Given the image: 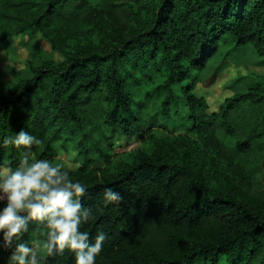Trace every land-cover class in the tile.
Masks as SVG:
<instances>
[{"label": "trees", "instance_id": "trees-1", "mask_svg": "<svg viewBox=\"0 0 264 264\" xmlns=\"http://www.w3.org/2000/svg\"><path fill=\"white\" fill-rule=\"evenodd\" d=\"M34 29L63 60L30 61L0 91V138L28 131L35 158L54 162L79 151L69 176L95 215L82 230L107 233L96 264H264V196L250 193L264 181V76L212 113L196 91L220 46L264 57V0H0V42ZM119 135L141 141L132 162L89 168ZM18 159L0 146V166ZM106 187L118 206L103 204ZM10 252L0 244V264Z\"/></svg>", "mask_w": 264, "mask_h": 264}, {"label": "clouds", "instance_id": "clouds-1", "mask_svg": "<svg viewBox=\"0 0 264 264\" xmlns=\"http://www.w3.org/2000/svg\"><path fill=\"white\" fill-rule=\"evenodd\" d=\"M41 139L28 131L0 138V146L19 150L15 167L0 166V244L11 249L6 264H41L43 257L68 250L74 264H96L107 233L100 230L90 238L82 226L95 220L92 206L82 203L87 189L69 176L68 165L50 159H37L33 146ZM123 201L112 187L103 189L104 205L118 206ZM44 229L43 239L29 233V224Z\"/></svg>", "mask_w": 264, "mask_h": 264}, {"label": "rangeland", "instance_id": "rangeland-1", "mask_svg": "<svg viewBox=\"0 0 264 264\" xmlns=\"http://www.w3.org/2000/svg\"><path fill=\"white\" fill-rule=\"evenodd\" d=\"M127 10L122 13L129 21L141 18L139 14L132 18L125 17ZM39 58L63 60L58 52L51 51L50 44L42 39L40 33L34 29L24 34L14 35L0 42V86H5L13 79L12 71L27 69V63L38 62ZM11 67H14L12 70ZM264 76V57H259L251 45L239 48L220 46L218 52L208 63L202 74L201 81L196 86V91L204 96L209 105V113L218 109L221 102L233 95L238 86L249 85L255 81V76ZM142 147L137 137L130 139L119 135L112 148L106 149L108 156L92 154L89 168L102 169L117 167L124 163L132 162L133 154ZM56 162L68 165L69 171H74L85 160L79 151L69 147L66 151H57ZM254 187L250 193L264 196V181L259 179L252 182ZM3 264H6L3 262Z\"/></svg>", "mask_w": 264, "mask_h": 264}, {"label": "crops", "instance_id": "crops-1", "mask_svg": "<svg viewBox=\"0 0 264 264\" xmlns=\"http://www.w3.org/2000/svg\"><path fill=\"white\" fill-rule=\"evenodd\" d=\"M12 68V70L14 69V67H11ZM16 69H14L13 71H12V73H13V79L10 81V83H8L7 85H5V86H0V91H4V89H6L8 86H10V85H12L16 80H18L19 78H28L29 77V73H28V70L27 69H24V70H22L21 71V73L20 72H18V71H15ZM4 263H6V262H4ZM3 264V263H2Z\"/></svg>", "mask_w": 264, "mask_h": 264}]
</instances>
